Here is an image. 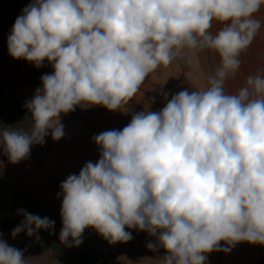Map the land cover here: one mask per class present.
<instances>
[{
	"label": "clouds",
	"instance_id": "1",
	"mask_svg": "<svg viewBox=\"0 0 264 264\" xmlns=\"http://www.w3.org/2000/svg\"><path fill=\"white\" fill-rule=\"evenodd\" d=\"M264 0H31L7 39L8 54L53 71L27 101L31 126L0 124V156L27 160L33 145L64 137L63 115L93 106L131 114L120 130L94 135L99 159L60 184L59 240L79 247L86 229L109 244L146 232L158 264H207L208 254L247 242L264 246V68L237 92L225 89L264 27ZM214 24L219 27L212 31ZM220 61L208 87L131 113L150 74L186 52ZM4 164L0 160V174ZM11 236H36L55 221L19 209ZM223 242V246L221 244ZM0 238V264H27Z\"/></svg>",
	"mask_w": 264,
	"mask_h": 264
},
{
	"label": "crops",
	"instance_id": "2",
	"mask_svg": "<svg viewBox=\"0 0 264 264\" xmlns=\"http://www.w3.org/2000/svg\"><path fill=\"white\" fill-rule=\"evenodd\" d=\"M5 3L0 1V9L6 6ZM29 3L31 0L14 3L2 16L0 11V94L14 93L28 101L42 86L40 77L53 71L47 61L37 68L8 54L7 39L12 26ZM257 18L264 21V7L257 13ZM218 27L214 24L212 31L215 32ZM241 60L239 72L225 82V89L230 93L243 87L248 75L264 68V27L242 54ZM219 61L218 54L212 50L186 52L184 57L150 74L141 90L129 102L127 110L131 113L141 112L147 110L150 104V110L159 111L167 102L165 94L170 99L185 88L190 91L206 89L209 86L207 77L214 74ZM15 83L21 85H9ZM76 110L85 117L84 121L62 116L64 137L59 141H53L51 136L46 137L43 146L33 145L29 158L15 165L10 164L6 156H0L4 164L0 174V238L15 248L25 250L27 264H66L70 253L106 258V264H158L156 257L163 256L164 250L150 251L146 244L154 238L134 229H126L132 235V239L126 243L109 244L91 228L82 234L83 243L79 247H65L60 243V184L68 175H78L86 162L95 163L99 159L98 146L92 140L94 135L107 130H120L131 120V114L108 110L100 112L95 106L85 110L77 107ZM19 209L54 220V229L39 231V239L29 237L24 232L13 239L12 230L24 219L18 214ZM221 244L223 246V242ZM262 257L264 246L241 242L227 254L224 251L209 253L207 264H253Z\"/></svg>",
	"mask_w": 264,
	"mask_h": 264
},
{
	"label": "rangeland",
	"instance_id": "3",
	"mask_svg": "<svg viewBox=\"0 0 264 264\" xmlns=\"http://www.w3.org/2000/svg\"><path fill=\"white\" fill-rule=\"evenodd\" d=\"M0 1L2 3H5L7 0H0ZM4 100L13 103L24 99L18 97L14 93H10V94L5 93V95L0 96V102ZM27 115H28L27 109L24 106H15V107L12 106L10 107L9 105L0 106V124H3L5 126H13V128L15 129L27 130L31 126V121L28 117H26ZM63 116L81 119L83 121L85 119V117L80 116V113H74V112H71Z\"/></svg>",
	"mask_w": 264,
	"mask_h": 264
},
{
	"label": "trees",
	"instance_id": "4",
	"mask_svg": "<svg viewBox=\"0 0 264 264\" xmlns=\"http://www.w3.org/2000/svg\"><path fill=\"white\" fill-rule=\"evenodd\" d=\"M21 0H7L6 1V6H4V8L2 7L0 9L1 11V16L3 15V13L14 3H17ZM9 85H13V86H19L21 85V83H15V84H9ZM28 100H20L18 102H9V101H2L0 102V106L1 105H9L10 107H15V106H24L25 103ZM96 109L98 111H105L107 109H105L102 106H95ZM74 113H79L77 112V110L74 111ZM6 225V224H5ZM107 263V259L106 258H100L98 256H94L92 254H84V253H70L69 254V261L66 264H106ZM253 264H264V257H262L260 260H258L257 262L253 263Z\"/></svg>",
	"mask_w": 264,
	"mask_h": 264
},
{
	"label": "built area",
	"instance_id": "5",
	"mask_svg": "<svg viewBox=\"0 0 264 264\" xmlns=\"http://www.w3.org/2000/svg\"><path fill=\"white\" fill-rule=\"evenodd\" d=\"M0 96H1V94H0Z\"/></svg>",
	"mask_w": 264,
	"mask_h": 264
}]
</instances>
